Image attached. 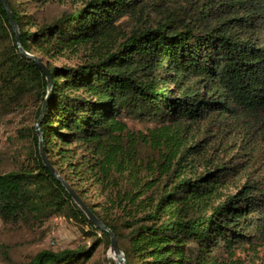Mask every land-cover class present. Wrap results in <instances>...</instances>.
<instances>
[{
  "label": "trees",
  "instance_id": "trees-1",
  "mask_svg": "<svg viewBox=\"0 0 264 264\" xmlns=\"http://www.w3.org/2000/svg\"><path fill=\"white\" fill-rule=\"evenodd\" d=\"M52 1L6 0L52 81L44 152L126 263L223 264L264 240V0H76L57 18L30 14ZM46 93L0 3V117L31 101L36 123ZM24 134L0 169V220L74 221L89 246L21 264H86L108 235L43 166L35 124Z\"/></svg>",
  "mask_w": 264,
  "mask_h": 264
},
{
  "label": "rangeland",
  "instance_id": "rangeland-1",
  "mask_svg": "<svg viewBox=\"0 0 264 264\" xmlns=\"http://www.w3.org/2000/svg\"><path fill=\"white\" fill-rule=\"evenodd\" d=\"M14 1L20 3L26 0ZM74 1L76 0H53L48 5L38 6V9L32 7L29 12L37 21L57 18L63 12L79 5ZM74 62L61 58L54 61V64L70 65ZM33 114L34 106L31 101H27L9 114L0 117L1 170H9L13 166V161L28 147L24 133L27 128L35 124ZM129 127L134 130L142 129V126L136 123H129ZM214 138L216 136L209 140L214 143L218 139ZM216 148L214 146L213 149ZM214 152L219 154L217 151ZM93 239L94 237L83 234L79 224L66 220L63 216H51L42 222L24 226H6L0 220V264L25 263L42 250L58 252L89 246ZM222 259L223 264H264V240L253 246H241ZM112 263L114 261L108 249L100 245L86 264Z\"/></svg>",
  "mask_w": 264,
  "mask_h": 264
},
{
  "label": "water",
  "instance_id": "water-1",
  "mask_svg": "<svg viewBox=\"0 0 264 264\" xmlns=\"http://www.w3.org/2000/svg\"><path fill=\"white\" fill-rule=\"evenodd\" d=\"M0 3L4 9V11L7 14L9 25L11 27V30L14 33V39L15 44L17 47L18 52L25 58H28L32 60L42 71V73L45 76L46 82H47V93L44 98V102L41 106L39 117L35 123V133L38 137V151L39 156L41 159V162L43 166L49 171L51 176L56 179L61 186L65 189L67 194L70 196L74 204L80 209V211L85 215L87 220L92 224V226L108 235L109 238V246H108V252L109 255L112 257L114 264H127L126 259L124 257L123 252L119 249L118 243L116 240V237L114 233L85 205V203L81 200V198L77 195V193L71 188V186L65 181V179L59 174V172L49 163L47 156L44 152V146H43V137L42 133L39 129V125L41 123V120L43 118L44 112L46 110V107L48 105V100L51 95L52 91V81L49 75V71L45 64L40 61V59L28 52H26L21 44L20 35H19V29L18 26L14 20L13 14L11 10L9 9L6 0H0Z\"/></svg>",
  "mask_w": 264,
  "mask_h": 264
}]
</instances>
